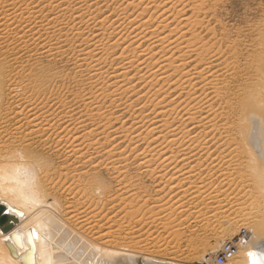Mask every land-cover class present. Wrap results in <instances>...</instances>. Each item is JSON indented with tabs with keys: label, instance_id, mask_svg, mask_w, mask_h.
<instances>
[{
	"label": "bare ground",
	"instance_id": "1",
	"mask_svg": "<svg viewBox=\"0 0 264 264\" xmlns=\"http://www.w3.org/2000/svg\"><path fill=\"white\" fill-rule=\"evenodd\" d=\"M227 2L0 0V264H175L140 234L144 179L195 177L225 200L210 248L251 222L225 264H260L264 6L235 24Z\"/></svg>",
	"mask_w": 264,
	"mask_h": 264
},
{
	"label": "rangeland",
	"instance_id": "2",
	"mask_svg": "<svg viewBox=\"0 0 264 264\" xmlns=\"http://www.w3.org/2000/svg\"><path fill=\"white\" fill-rule=\"evenodd\" d=\"M258 5L264 6V0H229V2H227L226 4V7L230 9V16H226L223 13V18L227 17L230 20V22L235 23V24H241L240 22L241 20H243L244 12L246 11L245 6L248 9H250ZM68 55H69V52H68ZM65 57L62 59L61 62L55 65L56 68H58L59 70H62V67H64L65 73L67 72L70 75L72 80L78 81V77L76 76L75 70L71 69L70 62L66 61ZM35 59H38V58L35 57ZM72 80L68 81V85H69V88H73L70 90L75 92L77 88L75 86V83H73ZM215 177L216 176L213 175L210 178L214 179ZM144 180H145L144 181L145 185L148 188L146 192L147 194H145L144 198L145 199L147 198L149 202L147 201L148 205L144 206L143 207L144 209L142 208L141 211L138 212V213L141 212V214L144 213L145 215L144 217L146 218L144 220L145 226L143 225L142 226L143 228L141 227V229H145L146 231L144 232L140 231V234L145 233L144 235H142V237L145 238L146 235H148L147 237L149 238V240H153V241L160 240L161 243L165 242V244L167 242L171 243L172 245L171 244L170 245L174 247L175 249L172 248L170 250L174 249L173 250L174 252L167 251V253L165 252L164 257L165 258L168 257V259H170L171 257L173 258V255H174L175 259H170V260L175 262V264H204V263L206 264V262H204L202 259V254H203L202 250H200L196 255L191 254L192 246H196L197 244L203 246L205 252L207 253V256H209L212 251L218 249V247L223 241H225L226 239H229L232 236H235L241 227L246 228L248 233H250L251 231L250 230L251 225H252L251 222L248 224H240L235 227L233 234L223 236L221 238V241L212 250L211 248H212L213 232L214 230L217 231L220 225L219 223L220 216L212 215L213 212L215 211L214 206H217V204L218 206L221 204L222 206L223 205L225 206V200H223L224 199L223 197H220L221 196L220 194H219L220 198L218 197L217 199L218 201H221V203L220 202L218 203L217 200L213 199V197H215L216 195V192H217L216 190L220 189V187L217 186L215 188L216 190H214V187L213 188L205 187L203 189L202 188L200 189L198 188L197 185L202 180L198 177H195L192 183L190 182L184 183L179 188L180 191L179 189L174 190V192H177V193H174L172 191L167 192L166 190H168L169 188H166V190L164 189L161 192H157L155 190L156 189L155 186L152 183V180L150 179H144ZM217 182L218 180L216 181V183ZM187 185H188V188H185L187 187ZM145 199L141 201H145ZM158 201L159 202L161 201L160 203L162 205H160ZM157 204L160 205V206L158 205L159 208ZM248 204L246 205L243 204L242 207H240L239 209L238 208L233 209V211H231L230 213V216H235L237 214H244V213L254 215V213L258 210V205L255 204L254 206H252ZM165 206H168L170 209ZM226 206H229V205H227L226 203ZM180 209L183 210L182 213L181 212L179 213V211H181ZM215 217L217 218L215 219ZM128 228H130V226Z\"/></svg>",
	"mask_w": 264,
	"mask_h": 264
},
{
	"label": "built area",
	"instance_id": "3",
	"mask_svg": "<svg viewBox=\"0 0 264 264\" xmlns=\"http://www.w3.org/2000/svg\"><path fill=\"white\" fill-rule=\"evenodd\" d=\"M248 240V232L245 228H240L235 237L230 240L224 241L220 248L212 255L215 264H225L231 260L239 251L242 246Z\"/></svg>",
	"mask_w": 264,
	"mask_h": 264
},
{
	"label": "snow or ice",
	"instance_id": "4",
	"mask_svg": "<svg viewBox=\"0 0 264 264\" xmlns=\"http://www.w3.org/2000/svg\"><path fill=\"white\" fill-rule=\"evenodd\" d=\"M250 256H252V253H249ZM252 264H257L255 260H253ZM260 264H264V253L260 254Z\"/></svg>",
	"mask_w": 264,
	"mask_h": 264
},
{
	"label": "water",
	"instance_id": "5",
	"mask_svg": "<svg viewBox=\"0 0 264 264\" xmlns=\"http://www.w3.org/2000/svg\"><path fill=\"white\" fill-rule=\"evenodd\" d=\"M4 225V224H3ZM8 228V225H4L3 226V229H7ZM11 251H12V249H11Z\"/></svg>",
	"mask_w": 264,
	"mask_h": 264
}]
</instances>
